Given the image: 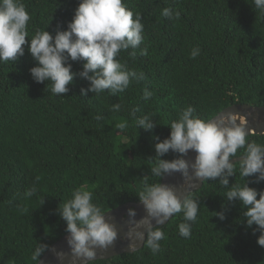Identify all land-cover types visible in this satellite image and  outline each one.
Returning <instances> with one entry per match:
<instances>
[{
  "label": "trees",
  "instance_id": "trees-1",
  "mask_svg": "<svg viewBox=\"0 0 264 264\" xmlns=\"http://www.w3.org/2000/svg\"><path fill=\"white\" fill-rule=\"evenodd\" d=\"M22 2L31 15V38L48 25L53 35L58 27L66 30L80 0ZM124 3L143 17L141 47H148V55L137 52L131 57L132 49L120 53L122 63L146 77L132 81L122 93L106 90L83 97L80 90L88 82L77 77L68 93L53 95L46 89L51 82L32 79L36 62L27 45L16 62L0 63V264H37L32 253L39 241L51 247L68 234L57 209L82 186L106 212L140 203L144 177L149 183L159 179L150 173L159 142L153 137H168L169 125L188 105L202 119L235 105L264 107V12L252 0ZM164 8H171L173 17H164ZM194 47L200 49L196 58L191 56ZM72 64L73 71L82 70V62ZM145 89L153 92L148 101ZM115 104L121 105L119 111L112 110ZM97 115L102 119L97 121ZM144 115L157 123L152 132L137 126ZM122 121L128 127L119 132L115 124ZM248 139L264 144V136ZM243 152L239 149L237 155ZM176 155L170 151L161 158ZM235 168L230 186H243L246 178L239 175V163ZM248 180L249 187L264 191V182ZM33 187L36 193L27 195ZM227 191L209 180L191 194L201 206L189 238L179 234L183 215L177 213L162 227L165 236L156 254L145 245L134 254L95 264H264V247L257 243L260 233L253 232L257 226H246L240 203L227 201ZM222 206L227 209L223 221L215 216Z\"/></svg>",
  "mask_w": 264,
  "mask_h": 264
},
{
  "label": "clouds",
  "instance_id": "clouds-1",
  "mask_svg": "<svg viewBox=\"0 0 264 264\" xmlns=\"http://www.w3.org/2000/svg\"><path fill=\"white\" fill-rule=\"evenodd\" d=\"M252 4L264 12V0H252ZM162 15L173 17V10L164 8ZM174 16L178 19L180 12L176 11ZM30 19L22 0H0V63L16 62L25 54L27 45V51L36 62L30 69L32 79L36 83L51 82L46 89L50 87L53 95L68 93L69 85L77 77L88 82V86L80 90L83 97L89 93L99 96L106 90L113 95L122 93L132 81L139 83L146 78L143 71L129 69L119 58L122 51L129 49H132L131 57H136L137 52L140 56L148 55V47H141L145 38L143 17L139 12L134 13L124 0H80L66 30L58 27L55 35L46 30L48 25L29 38ZM199 54V47H194L192 58ZM72 62H82V70L73 71ZM152 96L153 92L144 90L145 101ZM120 108V104L112 106L113 111ZM95 119L99 121L102 117L97 115ZM136 123L139 129L149 132L157 124L151 115L138 118ZM169 126L168 137L162 141L159 136L153 137L159 142L155 144L156 162L150 173L159 179L149 183L145 176L143 188L137 195L146 215L137 219V210L129 208L128 230L122 238L116 225L106 218L108 213L93 202V193L85 187L76 189L71 199L59 205L57 211L67 226L71 264H95L97 250L107 251L117 239H123L130 251L142 243L156 254L165 236L162 226L177 213L183 215V222L178 225L179 234L189 238L201 206L200 200L191 195L194 181H216L227 188L226 200L240 203L246 226H257L253 232L259 231L257 243L264 247V191L249 187L248 180L254 177L253 182H264V144L249 141L253 131L248 129L245 119L232 111L202 119L196 115V108L188 105ZM127 127L126 121L115 124L119 132ZM239 149L244 150L242 156L237 155ZM190 150L196 153L194 160L187 159ZM170 151L177 154L174 159L161 158ZM236 157L241 158L239 175L246 178L243 186L236 183L230 186L229 178L236 175L237 162H233ZM174 173L183 177L186 195L181 196L174 187L162 182ZM36 191L33 187L27 195ZM222 208L224 210L215 212L221 221L227 218L226 206ZM49 248L47 243L39 241L32 259L40 264L41 256ZM67 255L63 251L56 252L59 264H64Z\"/></svg>",
  "mask_w": 264,
  "mask_h": 264
},
{
  "label": "water",
  "instance_id": "water-1",
  "mask_svg": "<svg viewBox=\"0 0 264 264\" xmlns=\"http://www.w3.org/2000/svg\"><path fill=\"white\" fill-rule=\"evenodd\" d=\"M227 111L239 113L245 119L248 129H252L253 135L264 136V107L255 108L249 105H235L227 108L223 112L226 113ZM195 155L196 153L190 150L187 159L194 160ZM239 159L241 158L234 159L233 162L238 163ZM162 182L174 187L177 190V193L181 196L187 194L183 186V177L180 173H174L173 175L167 176ZM204 183L194 181V187L191 189V194L195 193L196 191H199L203 187ZM129 208H135L137 210V219L146 215V212L140 203H130L127 205H123L118 207L117 209L107 212L108 214H106V218L116 225L119 232V236L121 238L128 230V217L126 214ZM174 216L175 215H173L170 220L162 227L168 225L169 222L172 221ZM67 235L61 238L55 244H53L49 248V250L46 251L43 257L40 259V264H59V261L57 260L56 256V252L58 251H63L68 254L64 261V264H71L70 249L66 240ZM144 247L145 244L141 243L137 245L134 251H130V249L128 248V244L123 239H117L115 244L111 246L107 251L100 249L97 250L96 261H107L112 258L119 257L121 255L134 254L142 250ZM37 264H39V262ZM81 264H84V262H81Z\"/></svg>",
  "mask_w": 264,
  "mask_h": 264
}]
</instances>
